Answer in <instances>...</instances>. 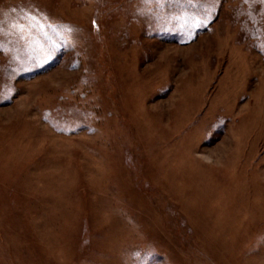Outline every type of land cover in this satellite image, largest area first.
Instances as JSON below:
<instances>
[{"label":"rangeland","instance_id":"obj_1","mask_svg":"<svg viewBox=\"0 0 264 264\" xmlns=\"http://www.w3.org/2000/svg\"><path fill=\"white\" fill-rule=\"evenodd\" d=\"M0 264H264V0H0Z\"/></svg>","mask_w":264,"mask_h":264}]
</instances>
